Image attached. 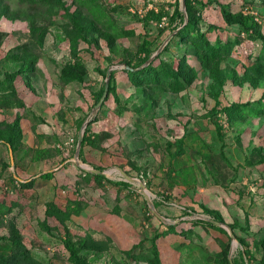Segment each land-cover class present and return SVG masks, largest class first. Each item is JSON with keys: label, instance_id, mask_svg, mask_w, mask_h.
<instances>
[{"label": "rangeland", "instance_id": "374dc122", "mask_svg": "<svg viewBox=\"0 0 264 264\" xmlns=\"http://www.w3.org/2000/svg\"><path fill=\"white\" fill-rule=\"evenodd\" d=\"M182 1L0 0V246L17 236L39 262L74 264L56 207L74 240L109 241L89 264H150L152 245L160 264H264V0H188L206 60L173 40ZM219 5L253 17L263 42ZM183 59L178 90L137 74L177 75Z\"/></svg>", "mask_w": 264, "mask_h": 264}, {"label": "trees", "instance_id": "16d2710c", "mask_svg": "<svg viewBox=\"0 0 264 264\" xmlns=\"http://www.w3.org/2000/svg\"><path fill=\"white\" fill-rule=\"evenodd\" d=\"M46 1V0H45ZM199 5H204L201 2H197ZM185 13L188 17V21L186 24L183 25L180 32L176 35V37L173 38L177 40L185 41L187 39L193 40L198 45L197 47V54L198 57L202 59H207L210 56H213L212 50L209 48V44H204L202 38H204V34L200 32V29L197 28V25L199 24L198 19L191 13L189 1L185 0ZM220 7V13L222 15L223 21L228 26H237L240 30V33L244 35V37L250 41H257L261 40L263 42V36L261 35V26L258 24L253 17L251 16H244L241 14L233 15L223 6L219 5ZM176 16L179 18L181 25L184 22V16L183 14L177 9L176 10ZM210 30L214 29L213 26L208 27ZM227 46H230V44H226ZM220 47V46H219ZM225 48V47H224ZM220 49V48H219ZM217 52V48H215ZM222 50V49H221ZM220 51V50H218ZM255 60L262 62L264 61V51L261 50V52L255 57ZM35 61L29 60L27 61L23 66L22 70L25 72L28 71L33 63ZM127 67V73L132 72V66L129 63H126ZM154 70L155 72V79L160 81L159 83L165 84L168 88L173 90L181 89L183 86L179 82V77H183V79L186 80L187 75L190 73V66L186 64L185 60H178L177 61V70L180 71L177 75H171L167 67H162L159 69H156L153 67V63L148 65L145 70H142L141 72H138L139 75H143L146 73V70ZM180 87V88H179ZM110 91V89H108ZM1 105V102H0ZM259 109L264 110V105L259 102ZM232 107L225 108L226 113L232 112ZM231 111V112H230ZM95 179H99L100 176L97 175H89ZM39 179L42 180H51L53 178L52 172H46L41 174ZM48 212L50 215L58 221L59 225L61 226V229L63 231L64 239H63V245L65 250L68 252L70 259L74 262V264H89L88 262V254L89 253H95L100 254L106 251L109 247V241L107 239L105 240H96L92 237L85 235L82 237H76V240L73 239V237L69 234L67 227L64 225L65 220L68 219V216L59 208H49ZM212 217L219 221L223 222L222 219L217 214H212ZM198 223H201V221H198ZM211 227H214L213 225H209ZM174 231V226L168 225L166 232H163L161 234H158L155 238L158 237H165L168 233H171ZM3 251V253L1 252ZM7 252H10L9 255H7ZM152 258L148 261L150 264H160L159 262V252L157 250V247L155 245H152ZM127 256L131 257L132 253L127 252ZM227 252H225V255ZM222 263L224 264H230L229 261L224 258L222 259ZM0 264H44L42 262H39L35 260L30 251L22 245L20 242V239H18L17 236L10 239V243L6 244L4 246H0Z\"/></svg>", "mask_w": 264, "mask_h": 264}, {"label": "water", "instance_id": "95a60500", "mask_svg": "<svg viewBox=\"0 0 264 264\" xmlns=\"http://www.w3.org/2000/svg\"><path fill=\"white\" fill-rule=\"evenodd\" d=\"M180 6H181L182 10H183L184 13H185V7H184V3H183V1H182V4H181ZM125 69H129V67L126 66ZM109 75H110L109 72H107V77H106L107 79L109 78ZM107 94H108V86H107V84H106V85H105V88H104V92H103V94H102V97L100 98L99 102H98L97 105H96V109H98V108L101 106V104L103 103V101H104V99L106 98ZM82 132H83V131H81V135H82ZM80 140H81V136H79V144H78V147H79V145H80ZM74 160H75V162L79 165V160H78V150H77V152H76V154H75V159H74ZM80 166H81V168H83L84 170H86V171H88V172L95 173V174H98V173H99V172L96 171V170L86 168L84 165H80ZM120 174H121L122 176H124L126 179L130 180V181H135L134 179H131V178L127 177V176H126L124 173H122L121 171H120ZM138 184H139V187L143 190L144 195H145V198H146V200H147L149 206H151L150 199H149V197H148L147 192L144 190V186H143V184H142V183H138ZM150 208H151V207H150ZM152 211H153V209H152ZM153 212H154V211H153ZM220 225H222L225 229L228 230V232H229V236H230L231 240L234 241V235L232 234L231 230H230L226 225H224V224H220ZM234 244H235V243L233 242V245H234Z\"/></svg>", "mask_w": 264, "mask_h": 264}]
</instances>
